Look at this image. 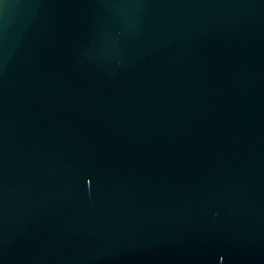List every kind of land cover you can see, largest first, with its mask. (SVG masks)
Instances as JSON below:
<instances>
[{"label": "water", "instance_id": "1", "mask_svg": "<svg viewBox=\"0 0 264 264\" xmlns=\"http://www.w3.org/2000/svg\"><path fill=\"white\" fill-rule=\"evenodd\" d=\"M0 264H264V0H0Z\"/></svg>", "mask_w": 264, "mask_h": 264}]
</instances>
